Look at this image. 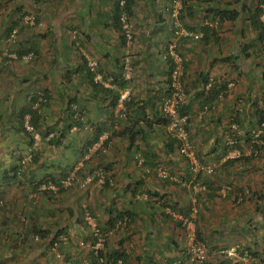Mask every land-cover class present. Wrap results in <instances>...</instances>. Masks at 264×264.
Masks as SVG:
<instances>
[{"label": "crops", "instance_id": "1", "mask_svg": "<svg viewBox=\"0 0 264 264\" xmlns=\"http://www.w3.org/2000/svg\"><path fill=\"white\" fill-rule=\"evenodd\" d=\"M197 5L198 0H187L186 4H184V11L187 10L189 13L188 7L190 6V14H192L193 9ZM113 8V0H21L19 3V9L23 10V13H21L18 19H13L19 23L18 32L22 43L19 51L26 52L21 58L31 54H33V58L31 59V63L21 65L22 67L19 69V75L16 76L19 77L21 81L28 79H31V81L34 80L33 85L35 87H43V90H34L31 92L28 89L30 87H27V82L21 84L16 80L7 86L4 90V94H1L5 95L3 98L5 101L4 103H0V121L3 119L0 135L6 136L10 134V132H15L20 141L17 140L16 145L12 142L9 143V141H6L7 144L5 141L1 142L4 146L3 155L5 157V162L10 163L12 160V164L8 169L4 170V178L0 177V185L2 183L1 178L8 184L4 185L2 183L4 187H1L0 190V198L5 200L4 202L6 205L0 210V264H30L31 258L27 256L26 252V247H29L30 242L27 243L25 238L28 235L27 229L31 228L32 224L39 225L42 230L48 232V236L45 238L36 235V239L40 241V244H38L40 246L39 253L38 251L36 252V254L38 253L37 255H40L37 259L39 262L37 264H43L44 262L46 264H52V260L47 262L48 259L45 260V257L52 253L50 245H52L51 240L54 238L56 232L60 229H64V233L69 236V231L73 234L76 227L77 219L75 216L76 213H74V205L72 206V202H70L71 199L67 198V194L56 195L57 193L53 194L50 191H38V189H35L36 183L39 182L38 180L52 178L55 182H59L57 179L58 176H65L64 169L61 166L60 175L55 177L56 174L54 169H56L57 165H60V158L52 154L53 151L56 153L59 147L64 146V141L59 144L58 147L54 145L57 147L56 149L53 145L48 143L40 146L36 161L31 162L30 165L26 167L23 175L20 178L15 177L10 179L11 177H9L12 168L17 166L16 163L19 160V158H17L19 156H17L18 152L27 145L26 136L23 137L22 134L19 133L18 126H15L17 124L15 113L29 101L32 94L46 90L51 96V99L47 105L42 107V113L45 112L48 116L54 113L52 112V108H54L53 103L57 100L60 103V107H57L58 112L61 114L60 119H69L70 124L71 119L74 118L75 115H68L65 106L68 98L75 97L77 99L75 104V106H77V113L83 117L85 115L90 125L94 123L95 128L98 125H105L107 127V131L105 132H110V134L112 132L134 130L144 126L146 121L149 120L151 126L147 125L149 127H145V138H143L141 134H137L133 143H130L129 137L126 134L124 136L114 137L121 140V149L128 154L138 149H143L149 153L153 143L160 140L158 136L162 138V132H165V126L156 122L157 118L154 117V112H156L157 108L160 109L162 105L160 100L166 97L165 93L168 90L169 63L167 60L165 61L163 59L162 54L164 52V40L170 39L171 35L173 36L174 19L172 18L173 14H170L172 0H132V13L133 17H135L138 22L136 24L138 30L136 31L135 54L133 55L135 74L130 80L124 78L123 74L120 72L121 65L119 56L123 53V49L119 37L120 32L113 18ZM30 10H33L36 14L35 24L33 25L25 23V17L23 18L24 15L29 16L28 13L31 12ZM13 20H10L11 22L8 21L9 25ZM182 21L184 22L185 19ZM8 26L6 33L8 32ZM190 28L194 29L193 27ZM87 57L94 58V60L96 59V61L99 62L101 71L108 76L102 81L103 85L117 90L119 97L121 90L127 88V85L131 88V96L124 100H131L130 106L126 109L127 115L125 116V120H118L117 112L114 111L116 107H119L118 104L114 109L111 108L109 106L110 98L103 92L96 93L90 87L86 73V65L82 59L84 58L88 61ZM116 78H119V81L120 78L123 81L125 80V85L120 87L117 83H112L113 79ZM198 78H196V80ZM16 97L18 99L17 103H19L18 107L14 106V98ZM219 98L220 96L216 101ZM124 101L123 106L119 109V112L122 114ZM215 102L211 105L213 108H215V104L218 103L219 100ZM189 109H191V106ZM215 110H217L218 113L222 111L217 104ZM108 120L109 123H113L116 129L115 131L108 130ZM59 123H61V121H59ZM77 127L78 129L71 134L73 136L71 138L73 150H76L77 147L81 150L82 146H85V139H87V133L82 132L83 129L80 128V126ZM51 128L53 129L52 134H55V136L56 133H63L62 126L60 127L61 130L56 126H52ZM155 144L157 145V143ZM160 144L163 146V141H161ZM59 151L61 150L59 149ZM49 152L51 156L48 158L47 154ZM149 156H151V158H148L147 166L149 168L146 170H138L136 163H132L129 157L120 158L116 163L112 162V160L102 163L106 168L112 169L113 171L115 169L114 172L117 173L122 180L120 182L121 186L117 189H113V192H110L108 189L110 185L100 187L102 196H100L99 201H102L104 211L102 215H105L107 226L110 227L108 221L110 218H113L117 212L126 209L133 211L131 222L125 228V231L128 232L125 236L131 240V243L134 241L136 245L141 246L145 260H148L146 262L151 264L154 261V257L160 252H157L158 249H156V246H160L161 244H165V246L172 248V252H166V256L170 254L168 257L169 262H178L181 258L179 247L181 246L180 242L183 237H179L181 229L176 226L174 219L177 220V218L179 219L181 217L182 211L185 210V202L187 200L188 204L192 205L193 203V205H197V212L202 209L216 211L213 206V203L216 202L214 201L216 195H213L212 198L206 195L193 197L192 187H190L193 181L190 177L189 165L182 159H175V161L169 165L168 171L174 177H172V181L166 180L167 185L158 182L156 178L153 177H155L156 174L155 168L160 164H157L158 161L152 158L153 156L151 153H149ZM52 158L54 159L52 160ZM1 165L0 163V166ZM151 171L154 175L150 174ZM138 172H140L141 175L135 176ZM187 174L190 177V181L185 180ZM132 182L135 184L133 187H131ZM137 182L141 183L139 188L143 185L144 189H149L151 191L152 198H148V206L152 207V211H156L155 214H160V219L167 221L166 223L162 221L160 225H157L154 231L150 230V232H153L155 235L158 231L161 232L162 239L158 242L153 239L152 235L149 238L142 239L141 236H136L135 238L133 236L131 237L133 232L135 234L139 231V228L135 226V224H132L134 222L137 223L138 220H143L142 217L144 216L142 213L143 211L141 210V212L136 202L132 200L131 191L133 189L135 190V187L138 186ZM127 190L131 194L127 202L131 204L122 209V207L120 208L119 206V200L115 197L120 193L127 194ZM27 191L37 192V195L40 197L39 204L34 205L32 208L28 206V202L27 208L24 206L23 199L26 198ZM91 196H93V194H91ZM154 197L155 199L152 201ZM188 197H190V199H188ZM192 198L194 200L196 198L199 200L194 203ZM159 199L160 201L165 200L169 203L171 202L173 205L177 204V206L174 209L166 207V209H163L164 212H162V208L159 207ZM114 202L115 204H113ZM98 205L100 207V204L93 202L92 206H89L92 214L95 215L101 212L102 208H99ZM26 211H28V215L26 219H24L23 214ZM164 213L170 217L163 216ZM65 218H67V220H65ZM149 220L151 221L152 219L149 218ZM204 221V224L202 220L198 224L204 225V227L207 228L205 224L210 220L207 218L204 219ZM233 222L234 220L231 221V225H233ZM204 227H202L203 234L209 233L212 235L214 232L220 231V229L217 230L216 228L206 230ZM242 229L246 232L250 228L248 226H242ZM122 230L124 229L121 228L118 232L122 233ZM235 232L236 230L234 228V231L231 230L230 232L228 230L225 233L222 238V241H225L223 242L224 248L228 249L235 245L234 243L237 242L234 241L236 238ZM257 232L256 241L248 239V244L243 245L244 251H242V255L249 253V257L259 258L260 253H264V235L261 234V236H257ZM125 236L123 234L118 243L111 245L110 249L114 250L119 248L120 251H124L128 255L127 263L131 264L135 261L132 254L133 251L130 250L133 246L130 243L129 249L126 248L127 244L124 242ZM135 239H137L136 242ZM129 240L127 243L130 242ZM107 244H109V241ZM65 247L67 248V246ZM33 248L32 245L31 249ZM231 250H226V252L222 253L215 252L211 257L214 260L226 259L227 261H233L235 257L231 256L233 253ZM59 254L63 256L66 264L72 263L74 259L73 254L69 252L66 254L63 250H60ZM223 254L224 256H222ZM237 263L245 264L244 262L242 263V261Z\"/></svg>", "mask_w": 264, "mask_h": 264}, {"label": "rangeland", "instance_id": "2", "mask_svg": "<svg viewBox=\"0 0 264 264\" xmlns=\"http://www.w3.org/2000/svg\"><path fill=\"white\" fill-rule=\"evenodd\" d=\"M20 1L21 0H0V103H4L5 101L3 100L5 95L1 94H4V90L7 88V86L16 80H18L21 84L27 82V87H30L28 89L31 92L34 90H43V87H35L33 85L34 80L31 81V79H28L21 81V79L16 76L19 75V69L22 67L21 65H26L25 63H31V59L33 58V54H31L30 58L27 57L28 55L20 59L17 57V51L20 50L22 45L19 32H16L12 38L9 35H6V29L9 25L8 21L13 20L14 18L18 19L19 16H21V13H23V10L19 9ZM241 2L245 3L248 7H252L256 0H241ZM239 4L241 3H233L232 0H198V5L193 9L192 14H190V6L188 7L189 13L187 10L184 11L183 6L176 17L172 15V18L174 19L173 27H177L175 30L177 32L180 30L182 31L183 28L187 29L188 26L196 28L197 33L202 32L199 29L202 25H208L212 27L207 40H203L202 37L198 39L185 38L178 33L175 34V31H172L173 36L171 35L170 39L164 40L163 42L164 52L162 57L165 61L167 60L166 53L168 46L173 42H176V51L181 58V61H178V66L182 71L180 79L185 92L183 104L186 105L187 110V114L185 115L187 118L185 130L188 129L186 132L190 146L189 152L193 154V159H190L181 153V143H177L173 153L168 152L167 147L165 146V144L168 143L169 138L174 137L177 139L179 128H183L180 125V122L183 124L185 122H183L180 118L176 125L174 122H171L169 125L165 127L163 126L165 128V132H162V138L159 137L157 133L158 139L163 141V146H161L160 140L155 141L152 145V149L149 152L152 154V158L158 161L157 164H160L155 168V177L152 176L153 178H156L158 182L166 184V179L160 175V171L158 169L159 167L168 172L170 178H172L173 176L168 171L170 167L169 165L172 164L175 159H182L189 165V171L191 174L190 176L193 182L194 180H197L195 178L198 172L201 173V181L199 180L195 183H192V185L194 184L193 187L190 186L192 187V194H194L193 197L199 193H204V196L206 195L205 192H203L204 190H200L202 189L203 185L201 183L202 179H210L214 181L215 185L220 186L219 192L217 194L215 193L216 197H214V201L216 202L213 203L216 211L202 209L201 211L197 212V205H193V203V206L188 204V200L185 202V208L190 205L192 210L187 218L194 225L196 235L197 227L200 228L198 231L202 240H199L197 237L196 238L205 245L207 261L210 263L222 261V259L214 260L211 255L215 254V252L222 253L226 252V250L232 249L231 251L233 253L231 256L235 257V260L231 261L233 264H239L237 263L239 261H242V263L244 262L245 264H258L260 260V264H264V253L262 252L260 253L259 258H251L248 256V254L242 255V251H244L243 245L248 244V239L256 241L257 231V236H261V234L264 235V149L254 152V150L251 148V142L254 140L256 141L255 136L258 132V128L255 124L249 123V120L253 119L254 109L256 108H254L253 102H257V106L259 107H264V44H261L255 39V32L251 29L246 12H240L239 16L235 20L224 21H220L218 17L213 16V14L208 12V9H222L224 6H229L230 9H240ZM171 13L172 8L170 14ZM181 13L184 16L183 20L185 19V23L179 19V14ZM28 14L29 16L22 15L23 18H34L35 24L36 14L34 11L32 10ZM262 18L264 19V17ZM137 23L138 22L135 17L131 16V28L133 32L132 43L130 48L127 47L128 45L126 43L125 45H122L123 53L119 56L121 65L120 72L127 80L132 79L135 74L133 55L135 54L134 49L137 35L136 31L138 30L136 26ZM247 44L250 45V48L248 49L245 47ZM245 51L249 54L248 57L242 55V52ZM230 55H238L239 57L236 58L234 63H227L219 60L220 58L228 57ZM87 58L90 62L95 61L97 65L96 69L102 72L101 65L98 61H96V59L94 60V58L90 57ZM204 77L210 79L212 82L218 81L221 85L226 84V89L222 94L223 96H220L218 103H216L218 100L215 102L222 110L219 113L217 110H215L216 104L215 108H213L211 105L202 108L200 105V99L197 97V94L203 89L204 85L203 83L199 82V80L203 79ZM169 78L170 77L168 76V89L171 88ZM196 78L198 79L196 80ZM204 88L206 87L204 86ZM126 89H128L129 96H131V88L129 85H127ZM14 100V106L18 107L19 103H17V97L14 98ZM190 106L191 109H189ZM53 107L56 109L52 108V112L54 113L50 114V116H48V114L45 112L42 113V108L40 111L43 115L44 126L49 128L56 126L58 129H60L62 126V131L65 135L64 146L59 147L58 150H56V153L54 151L52 152L53 156L57 155L60 158V165H57L56 169H54L56 174L55 177L60 175L62 167L64 169L65 176H58L57 179L60 182L68 176L75 177L74 184L72 186L64 188L61 187L63 190H58L55 193H57L56 195H62L65 193L67 194V198L71 199L70 202H72V206L74 205V213H76L75 216L77 221L73 234H71V231H69L68 238H70V240L66 239L63 243H57L55 246L50 245L52 253L46 255L47 258L45 257V260L48 259L49 261L47 260V262L52 260V264H66L63 256L59 254V251L63 250V252L66 254L67 252L73 254L74 259L71 264H88L89 262L87 260V252L91 250L90 234L92 232V225L88 222L87 217L91 218L93 220L92 222H94L98 227L103 228V230L111 231L108 237L109 244L104 246L105 256H108L113 251L121 252L119 248L111 250V245L117 244L119 239L122 238L123 234L125 236V234L128 233L125 231V227L119 226V228H110L107 226L105 215H102L104 212L102 201H99L100 196H102L100 187L103 186L104 181L102 178H100V176L98 177L96 175V171L98 172L100 169H102L106 173V177H109L110 179V187H108V189L110 192H113V189H117L119 186H121L120 182L122 180L119 178L117 173L114 172L115 169L113 171L112 169L106 168L102 163L109 160H112V162L116 163L120 158L129 157V160H131L132 163H136L138 170H146L149 168L147 166L148 161L145 159L143 154L148 151L138 149L137 151H133L128 154L126 151L121 149V140L114 138L107 146L103 145V148L98 149L87 158L86 155L89 148H86L85 146H82L81 150H79V147H77L76 150H73L72 148L71 138L73 136L71 134H73V132H75L78 127H74L73 125V127L69 129L68 127L70 120L68 119V121L60 119L61 114L58 112L60 103L57 100L53 103ZM120 108L121 107H116L114 111L117 112L118 120L123 121L125 120V116L119 112ZM114 111L112 112L115 113ZM236 113L239 114V118L243 122L242 127L235 123H231V118L234 117ZM80 119L82 122L80 126V128L83 129L82 132L87 133V139H85L86 145L87 140L93 134L95 125L92 123V121V124L90 125V122H88L85 115L84 117L81 115ZM2 120L0 121V129L2 127ZM59 121H61V123H59ZM232 125L234 126V129L232 128V130L237 131V136L238 138L240 137L239 139L230 137L228 128ZM15 126L17 127V124ZM108 127V130L110 131L116 130L113 126V123H109V120ZM247 131H250L254 136L250 142L242 137ZM10 134H7L6 136L0 135V163L2 164L0 166V177H3L4 170L8 169L12 164V160L10 158V163L5 162V157L3 155L4 146L1 142L9 141V143L12 142L16 145L17 140L20 141L15 132H10ZM31 134L34 138V146L36 148L39 149L40 146L47 144L48 138L39 136L35 131ZM108 134H110V132H105V134L102 135L103 139L105 138L104 136H108ZM58 135L60 134L56 133V136ZM22 136L25 137L24 135ZM220 136L223 140L220 138ZM224 136L226 141H224ZM25 138L26 142H28L27 137ZM217 139L219 142H221V144L228 142L230 146L238 145L240 148H230L226 153L220 149L219 151L216 150V152L215 149ZM155 143H157V145ZM57 147H55V149ZM59 149L61 151H59ZM28 155H30V148L28 145H26L17 154V158H19V160L17 163L15 161L14 162L17 164V166H19V173L17 175L18 178L23 175L22 172H24L26 167H28L31 163V160L27 164L20 163L21 159ZM50 156L51 153L49 152L47 157L49 158ZM199 156L202 160H200ZM245 157H248L249 159H244ZM53 159L54 158H52V160ZM227 159H237V161L227 166L228 162L225 163ZM193 160L197 162V166H199V169L196 173L193 169H191L190 165V161ZM207 167L212 169L210 173H205L202 170L203 168ZM150 174L154 175L152 171ZM139 175H141L140 172H138L135 176ZM3 178H1V182L5 185L6 182L3 181ZM76 178H78L79 181H77ZM88 179L90 180L88 181ZM49 180L56 184L52 178L38 180L39 182L36 184H42ZM83 181L86 183L83 186H80V183ZM2 183L0 185V190L1 187H4L2 186ZM133 185L135 186V184L132 182L131 187H133ZM56 186L59 188L58 185ZM145 190L146 189H144L142 185L138 189L136 195H132V200L136 202L140 211H143L141 212L144 216L142 217L143 220H138L137 223L134 222L132 224H135V226L139 228V231L135 234L133 232L131 237L133 236L135 238L136 236H141L142 239L149 238L152 235L153 239L158 242L162 239L161 232L158 231L155 235L153 232H150V230L154 231L157 225H160L162 221H165V223L167 221L160 219V214H155L156 211H152V207L148 206L147 200L149 197L152 198V196H148ZM246 190H248V192L242 200H233V196L235 194L244 192ZM50 192L52 191L50 190ZM52 193L55 194L54 192ZM33 194L36 195L33 196ZM91 194H93V196H91ZM119 195H117L115 198L119 200L120 208L122 207V209H124L126 206H130L131 203L129 204L127 202V199L131 196L129 191L127 190V194L123 193L120 195V197ZM25 197L26 198L23 199L25 208H27V202L30 208L36 204H39L40 197L37 195V192L27 191ZM154 199L155 197L152 199V201ZM188 199H190V197H188ZM0 201H2V206L0 207L1 210L6 205L3 198H0ZM161 201L165 202V200ZM93 202L100 204L102 210L99 214H91L89 206H92ZM193 202H195L194 199ZM113 204H115V202ZM23 215L24 219H26L28 211H26ZM149 218L152 220L150 221ZM207 218L210 220L205 224L207 228H205L204 225L198 224L201 222V220L204 224V219ZM65 220H67V218H65ZM232 220H234L233 225H231ZM242 226H248L251 230L248 229L245 232L244 229H242ZM202 227H204L206 230L216 228L217 230L220 229V231L214 232L212 235L209 233L203 234ZM233 227L236 230V238L234 241L237 242L234 243V247L232 246L228 249L224 248L223 242L225 241H222V238L228 230L230 232L231 230L234 231ZM121 228L124 229L122 230V233L118 232V230H121ZM179 233V237H183V239H181L182 243L180 242L181 246L179 247V254L181 253V258L179 260L185 264L186 259L184 258V255L188 248V240L186 239L185 230H180ZM31 239V246L29 245V247H26V252L27 256L31 258L30 264H37L39 263L37 259L40 257V255H37L40 249V246L38 245L40 244V241L37 240L36 237H32ZM128 240L129 238L125 236L124 242L127 244L126 248L129 249L131 240H129L130 242L127 243ZM136 240L137 239H135V242ZM131 244L133 247H131L130 250L133 251L132 254L135 258V261L132 260L133 262L131 264H150L146 262L148 260H145L141 246L136 245L134 241ZM32 245L34 247L33 249H31ZM65 246H67V248ZM156 249H158L157 252H160H158V254L154 257V261L151 264H172V262H169L168 260L170 254L166 256V252H172L171 247L161 244L160 246L157 245ZM37 251L38 253L36 254ZM222 256H224V254ZM43 264L46 263L44 262Z\"/></svg>", "mask_w": 264, "mask_h": 264}, {"label": "trees", "instance_id": "3", "mask_svg": "<svg viewBox=\"0 0 264 264\" xmlns=\"http://www.w3.org/2000/svg\"><path fill=\"white\" fill-rule=\"evenodd\" d=\"M124 1H125L124 7L122 8L120 6L119 0H113V4H114V8H113V14H114L113 16L114 17L113 18H114V22H115L117 29H119V32H120L119 37H120L122 45H125V37H124V34L122 32V28H121L122 27L121 20H120L121 11L124 10L129 15L130 18H131V16H133L132 0H124ZM232 1H233V3H241V4H239L240 9H230L229 6H224L222 9H219V8L208 9V12L213 14V16L218 17L220 21L235 20L239 16L240 12H242V13L246 12L247 13V19L250 23L251 29L255 32V39L258 40L261 44H264V19L262 18V17H264V0H256V2L253 3L252 7H248L245 3H242L241 0H232ZM186 2H187V0H184V4H186ZM229 5H231V4H229ZM183 18H184V16L182 15V13L179 14V19L183 20ZM18 27H19L18 21H16V20L13 21L8 27L7 35H10L11 32L16 28H17V32H18ZM176 29H177V27L175 26L173 29V32ZM187 29L189 31H192V32H196V30H197L196 28L191 29L190 27H187ZM199 29L203 32V33L201 32L203 40H207L208 36H209V32L212 30V27H210L208 25H202ZM245 47H246V49H248V48H250V45L247 44ZM25 53L26 52L18 51L17 57L20 59L21 56ZM242 55L245 57L249 56V54L246 51L242 52ZM238 57H239L238 55H230L228 57L220 58L219 60L222 62L234 63V61ZM166 58H167V61L169 63L168 76L170 77L171 71L174 67V61L169 55L166 56ZM82 59L86 65V73H87L88 83H89L90 87L96 93L97 92L105 93L106 96H108L110 98L109 106L114 109L117 106V104L119 103L118 102L119 93L115 89L105 87L101 81H95V79H94L95 73L93 71H91L90 68L88 67L87 59H84V58H82ZM102 76H103V80H105L107 78L106 74L102 73ZM263 79H264V76H263ZM169 80H170V78H169ZM199 82L203 83V85L206 87V88H204V86H203L202 91L198 93V95H199L198 97L200 99V105L202 108L208 107L209 105H212L216 101V99L224 93V91L226 89V84L221 85L218 81L212 82L210 79H207L206 77L199 80ZM112 83H117L120 87H122L125 85L126 81L125 80L123 81L121 78L119 81V78H116V79H113ZM171 92H172V88H169L166 91V93H165L166 97L160 100L161 104L163 103L164 99L170 97ZM50 99H51V96L49 95V93L46 90H44L43 92H40V93L36 92V93L32 94L29 101L25 105H23L15 113L17 126H18L17 128L19 130V133L26 136L28 139L27 145L30 148L31 162L36 161L38 148H36L34 146V138L31 134L32 132L27 131L26 128L24 127V122H25L27 116H28V122L33 127L34 131L37 132V134L39 136L44 137V138H48V140H47L48 144L53 145V146L54 145L58 146L59 144L63 143V141L65 139L64 132L58 136H55V135H52V130H53L52 128L44 126L43 115H42L40 110L44 105L48 104ZM76 101H77V99L74 97V98H68V101L66 102L65 110H66V112H68V115H70V116L75 115V117L71 119V124L68 127L69 129L73 127L72 125L81 126V123H82L81 119H80V114L77 113V106H75ZM130 104H131V100L130 101H124V109L122 110L124 116L127 115L126 109L130 106ZM257 104H258L257 102H253L254 108L256 107L254 109V114H253L254 120L253 119L249 120L250 124L253 123L258 128V132L256 133V136H255L256 137L255 139L258 142H256L254 140L250 144L251 148L254 150V152L264 149V107H259V106H257ZM34 105H36V106H34ZM177 111H178L180 116H183V115L185 116L187 114L186 105L185 104L179 105L177 108ZM76 113H77V115H76ZM154 117L157 118L156 119L157 123L162 124L164 126H167L172 122V118L163 112L162 105L160 106V109L157 108L156 112H154ZM231 123H235L238 126L242 127L243 122L239 118L238 113H236L235 116L231 118ZM147 125L151 126V124L149 123V120L146 121V124L144 126L136 128L134 130L131 129L128 131H123V132L121 131L122 133L120 131L119 132H112L111 134H108L107 138L104 140L103 145L107 146L110 143V141L112 140V138H114L116 136H124L125 134L129 137L130 143H133V141L136 139L137 134H141L142 137L145 138L146 133H144V132H145V127ZM149 126H147V127H149ZM228 129H229L228 133H229L230 137H233L234 139L240 138V137L238 138V136H237V134H238L237 131L232 130V126H229ZM186 130H188V129H186ZM105 131H107V127L105 125L96 126L92 136L87 140L85 147L90 148L94 143H97L100 136L102 134H104ZM242 137L245 140H247L248 142H250V140L254 136L251 134L250 131H247V132H245V134ZM220 138L222 139L221 136H220ZM168 141L169 142L166 143L167 150H168V152L173 153V150L177 146V143H180V141L174 137L170 138ZM224 141H226L225 136H224ZM233 147L240 148L238 145L230 146V144L228 142L225 144H223V143L221 144V142H219L217 139L215 151L216 150L219 151V149H220L224 153H226L230 148H233ZM149 153L145 152L143 154L147 161H148V158H151V156H149ZM244 159H249V158L245 157ZM200 160H202L201 157H200ZM236 161H237V159H227L225 161V163L228 162V164H227V166H228L229 164H232ZM18 171H19V166L13 167L12 171L10 172L11 175H9V177H11L10 179L17 177V175L19 173ZM190 177L187 174L185 180L190 181ZM200 177H201V173L198 172V174L196 175V178H195L197 180H194L193 183L199 181ZM165 179L167 181H172L171 180L172 178H170V176L165 178ZM201 183L203 185H205V190L203 192H205L207 197L212 198L213 195H215V193L217 194L219 192L220 186L215 185L214 181H212L210 179H202ZM137 184H138V186L135 187V190L133 189L131 191L132 195H134V196L136 195V193L139 189V186L141 185L140 182H137ZM39 185L40 184H38V185L36 184V187H35L36 190L39 188ZM56 185L59 186V188H58L59 191L63 190L62 188H64V186H62L60 181L56 182ZM109 185H110L109 184V177H106L103 186H109ZM193 185H192V187H193ZM43 191H45V190H43ZM145 192L147 193L148 196H151V191L149 189H146ZM195 196L201 197V196H204V193H199ZM197 200H199V199L196 198L195 201H197ZM158 201H160V199ZM190 205L187 208H185V210L182 211V213H181L182 218L181 217L179 219L177 218V220L174 219L176 226L178 228H180L181 230H185L184 225H183V218H187L188 215H190V212H192ZM176 206H177V204L173 205V204H171V202L169 203L167 201H165V202L160 201V204H159V207L162 208V212H164L163 209H166V207L174 209ZM132 216H133V211H131L129 209L117 212L115 214V216L113 218H110V220L108 221V223L110 224V228L117 227L116 224L119 221L124 222V224H122L120 227L126 228L130 224ZM163 216L170 217L169 215H166L165 213L163 214ZM117 228H119V227H117ZM100 229H101V233L103 234L104 233L103 228H100ZM198 229H199V227H197L196 237L199 240H202V238L200 237V233H199ZM27 233H28V235L25 238V241H27V243L31 242V240H32L31 238L36 237V235L41 236L42 238H45L48 236L47 231L42 230L39 227V225H35V224H32L31 228L27 229ZM90 237H91V244H92V243H94L95 238L92 237V233L90 234ZM66 239L70 240V238H68V235L64 233V229H60L58 232H56L54 238L51 240V244H52L51 246H55V244H57V243L61 244ZM108 240L109 239H106L105 245L107 244ZM87 254H88L87 260L89 262L88 264H98L92 249L89 250L87 252ZM100 254H102V252H100ZM248 256H250L249 253H248ZM107 258H108L107 264H115L117 262V260H121L122 264H128L127 263L128 262V255L124 251H121V252L113 251L107 256ZM222 263L223 264H232L231 261H227L226 259L225 260L223 259ZM260 263H261V260L258 264H260Z\"/></svg>", "mask_w": 264, "mask_h": 264}, {"label": "built area", "instance_id": "4", "mask_svg": "<svg viewBox=\"0 0 264 264\" xmlns=\"http://www.w3.org/2000/svg\"><path fill=\"white\" fill-rule=\"evenodd\" d=\"M120 6L123 8L124 7V0H119ZM184 6V0H172V14L173 16L176 17V15L180 12V10L183 8ZM120 20H121V24H122V32L124 34L125 37V43L128 45L127 47L130 48L131 43H132V39H133V32H132V28H131V18L129 17V15L122 10L121 11V15H120ZM25 23H29V24H34V18H25ZM181 31V30H180ZM179 31V32H180ZM17 32L16 29H14L11 34L9 35L11 38L14 37V34ZM177 31H175V34H180L182 37L185 38H189V39H198L202 37V33H197V32H192L189 31L188 29H184L179 33ZM176 42L171 43L168 46V50L166 53V56H170L173 61H174V67L171 71L170 74V85L172 88V92L169 98H166L163 100L162 103V109L163 112L167 115H169L172 118V122H174V124L176 125L179 122V118L185 122L184 124L182 122H180V125L183 128H179V132L177 135V139L180 141L181 143V148L180 151L182 154H184L185 156H187L190 159H193V154L191 152H189V142H188V138H187V132L185 130L186 127V123H187V118L183 115L180 116L177 108L179 105L184 103V96H185V92H184V87L181 83V79L180 76L182 75V71L178 66V61H181V58L178 54V52L176 51ZM27 56V55H26ZM28 58L31 57V55L27 56ZM87 65L90 68L91 71H93L95 73L94 75V79L95 81H103V76L102 73L98 71V69H96V62H90L89 60L87 61ZM129 97V91L128 89H124L123 91L121 90L120 92V97H119V103L118 106L122 107L123 106V101L126 100ZM24 127L26 128L27 131L29 132H34L33 127L29 124L28 122V116L26 117V120L24 122ZM232 128L234 129V126L232 125ZM105 134V133H104ZM103 135V134H102ZM102 135L100 136L99 140L97 143H94L87 152L86 157L88 158L92 153H94L95 151H97L98 149L103 148V143L104 140L107 138V136H104L105 138L103 139ZM31 160V156H24L21 159V164H27L29 161ZM190 165H191V169H193L195 171V173L198 171L199 166H197V162L190 161ZM205 173H210L212 171V169L210 167L207 168H203L202 169ZM160 171V175L164 178L169 177V173L166 172L163 168H159ZM96 175L100 178H102V180L105 182V178H106V173L100 169L98 172L96 171ZM74 180L75 177L74 176H68L67 178H65L64 180L61 181L62 186L64 187H70L74 184ZM77 181L78 178H76ZM90 179H88L89 181ZM110 181V179H109ZM86 182L83 181L80 183V186H83ZM39 190L43 191V190H51L52 192H56L58 190V187L56 186L55 183H53L52 181H47L44 182L42 184L39 185ZM200 190H205V185H202V189ZM248 190L244 191V192H239L237 194H235L233 196V200L234 201H240L243 199V197L247 194ZM36 194H33V196H35ZM2 206V201H0V207ZM182 218V217H181ZM88 222L92 225V237L95 238L94 243L91 244V249L94 252L95 258L97 260L98 264H107V258L105 256L104 253V246H105V241L106 239H108L110 232L109 230H104V233H101V229L100 227H98L94 222H92L93 220L89 217H87ZM122 224H124V222H118L116 224L117 227L121 226ZM183 225L185 228V233H186V239L188 240V248L185 252L184 258L186 259V263L185 264H223L222 261L216 262V263H210L209 261H207L206 258V253H205V245L204 243L200 242L197 238H196V233H195V229H194V225L191 223L190 220H188V218H183ZM102 234V235H101ZM100 252H102V254H100ZM115 264H122L121 260H117V262ZM172 264H183L180 260L178 262H174ZM233 264V263H232Z\"/></svg>", "mask_w": 264, "mask_h": 264}]
</instances>
